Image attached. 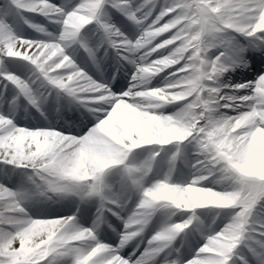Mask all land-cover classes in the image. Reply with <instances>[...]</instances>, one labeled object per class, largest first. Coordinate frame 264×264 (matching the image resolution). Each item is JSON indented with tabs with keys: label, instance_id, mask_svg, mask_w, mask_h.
Instances as JSON below:
<instances>
[{
	"label": "snow or ice",
	"instance_id": "snow-or-ice-1",
	"mask_svg": "<svg viewBox=\"0 0 264 264\" xmlns=\"http://www.w3.org/2000/svg\"><path fill=\"white\" fill-rule=\"evenodd\" d=\"M0 264H264V0H0Z\"/></svg>",
	"mask_w": 264,
	"mask_h": 264
}]
</instances>
